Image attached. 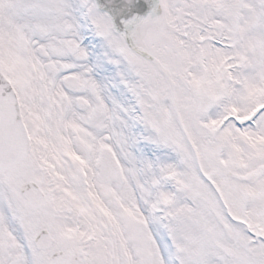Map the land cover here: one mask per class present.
Wrapping results in <instances>:
<instances>
[{
	"label": "snow or ice",
	"instance_id": "1",
	"mask_svg": "<svg viewBox=\"0 0 264 264\" xmlns=\"http://www.w3.org/2000/svg\"><path fill=\"white\" fill-rule=\"evenodd\" d=\"M0 264H264V0H0Z\"/></svg>",
	"mask_w": 264,
	"mask_h": 264
}]
</instances>
